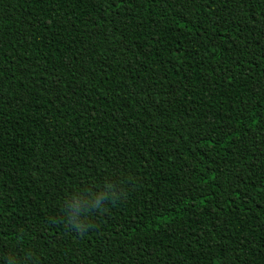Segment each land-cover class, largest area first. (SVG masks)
Instances as JSON below:
<instances>
[{
    "label": "trees",
    "instance_id": "trees-1",
    "mask_svg": "<svg viewBox=\"0 0 264 264\" xmlns=\"http://www.w3.org/2000/svg\"><path fill=\"white\" fill-rule=\"evenodd\" d=\"M0 264H264V0H0Z\"/></svg>",
    "mask_w": 264,
    "mask_h": 264
}]
</instances>
